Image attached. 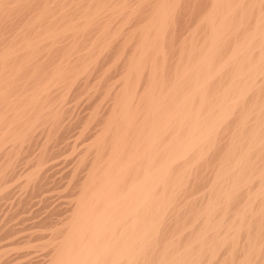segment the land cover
I'll list each match as a JSON object with an SVG mask.
<instances>
[{
	"label": "bare ground",
	"instance_id": "1",
	"mask_svg": "<svg viewBox=\"0 0 264 264\" xmlns=\"http://www.w3.org/2000/svg\"><path fill=\"white\" fill-rule=\"evenodd\" d=\"M0 264H264V0H0Z\"/></svg>",
	"mask_w": 264,
	"mask_h": 264
}]
</instances>
